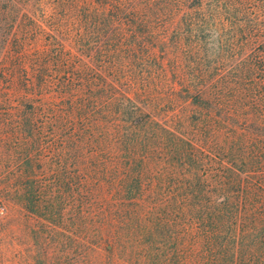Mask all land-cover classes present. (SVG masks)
Segmentation results:
<instances>
[{
    "label": "trees",
    "instance_id": "trees-1",
    "mask_svg": "<svg viewBox=\"0 0 264 264\" xmlns=\"http://www.w3.org/2000/svg\"><path fill=\"white\" fill-rule=\"evenodd\" d=\"M0 148L117 264H264V0H0Z\"/></svg>",
    "mask_w": 264,
    "mask_h": 264
},
{
    "label": "rangeland",
    "instance_id": "rangeland-1",
    "mask_svg": "<svg viewBox=\"0 0 264 264\" xmlns=\"http://www.w3.org/2000/svg\"><path fill=\"white\" fill-rule=\"evenodd\" d=\"M35 150L0 148V264H117L102 247L93 252L82 243L78 165L72 160L58 168L46 158L16 155ZM28 166L35 168L32 179L19 175ZM54 172L61 175L55 181ZM26 190L40 191L34 207L25 201Z\"/></svg>",
    "mask_w": 264,
    "mask_h": 264
},
{
    "label": "built area",
    "instance_id": "built-area-1",
    "mask_svg": "<svg viewBox=\"0 0 264 264\" xmlns=\"http://www.w3.org/2000/svg\"><path fill=\"white\" fill-rule=\"evenodd\" d=\"M0 211H1V208H0Z\"/></svg>",
    "mask_w": 264,
    "mask_h": 264
}]
</instances>
